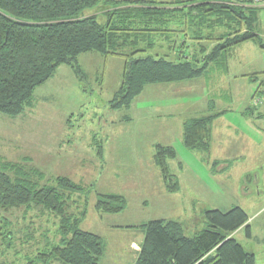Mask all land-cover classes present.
<instances>
[{"label":"trees","instance_id":"16d2710c","mask_svg":"<svg viewBox=\"0 0 264 264\" xmlns=\"http://www.w3.org/2000/svg\"><path fill=\"white\" fill-rule=\"evenodd\" d=\"M263 12L264 1L250 0H0V115L23 114L32 105L35 90L60 66H68L77 79L85 80L77 58L86 54L125 61L119 88L109 103L112 111H129L147 86L181 85L203 77L209 82L211 72L225 73L236 47L252 41L264 52V29L262 33L259 29ZM262 94L257 91L252 99L257 97V102ZM229 97L222 95L225 100ZM209 103L210 109L215 107L213 101ZM261 105L251 101L245 112ZM226 112L184 121L183 147L209 154L213 123ZM95 147L96 157L101 158L102 146ZM175 159L172 147L155 146L154 165L168 195L180 189L168 165ZM223 164L229 166L214 161L211 174ZM81 187L66 177L46 179L26 163L0 159V244L9 249L15 234L8 214L23 210L24 219L39 209L51 213L58 226L54 244L48 243L31 264H100L103 240L80 229L86 201L76 210H65L72 199L66 193L79 194ZM125 206L123 196L98 194L94 209L97 214L116 215ZM248 214L239 207L204 211V228L192 236L185 235L178 221H150L139 227L143 239L135 264H256L255 256L234 238L244 229L252 239Z\"/></svg>","mask_w":264,"mask_h":264},{"label":"rangeland","instance_id":"374dc122","mask_svg":"<svg viewBox=\"0 0 264 264\" xmlns=\"http://www.w3.org/2000/svg\"><path fill=\"white\" fill-rule=\"evenodd\" d=\"M149 1L175 3L189 0ZM99 21L103 22V19ZM247 52L238 49L234 54ZM77 64L85 80H73L71 75L75 74L74 71L68 66H60L47 82L49 86H46V90H35L32 105L16 117L19 120H9L0 115V134L6 133L10 138L9 141H1L5 146L0 145V153L14 142L13 139L18 140L12 134L20 132L19 128L32 127V122L23 125L22 122L35 117L32 121L37 122L33 129L36 132L43 131L45 106L41 100L48 91L55 93L57 96L51 104L55 106L57 122L67 119L66 139H71L72 149L64 144L59 150L58 162L39 165L47 176H64L82 186L79 194L66 193L72 199L65 204V210H76L78 206H83L80 204L82 201H86L87 213L80 229L103 240L105 250L100 264H135L142 243L139 239L143 236L139 227L150 221H178L185 235L192 236V233L204 228V211L226 212L233 207L245 209L249 213L253 236L248 239L243 229L235 235V240L245 252L255 256L256 264H264V172L258 173L260 180L257 183L250 180L244 183L248 169L241 165V158L238 159L239 163L232 164V169L218 168L217 175L210 173L214 161L235 159L244 147V143L240 144L243 140H232L222 131L221 122H217L213 125L209 154L189 151L182 145V124L188 119L228 109L230 113L225 114V117L238 126L246 118L245 107L249 102L263 104V97L257 102V97L252 98L255 92L264 90L261 86L264 78L257 75L255 86H250L252 82L249 83V80L242 81L239 78L233 85H228L229 90L226 91L223 86L218 88L217 82H213L223 78L220 77L223 73L211 72L212 80L209 82L203 77L176 85L178 88H188V96L183 88L181 92L183 90L184 94L180 95L171 91V85H158L159 88L150 86L134 100L129 111H112L109 103L119 88L125 61L118 57L86 54L77 58ZM225 94L232 97L225 100L222 98ZM210 101L214 102V108L210 109ZM128 117L131 122L127 121ZM98 141L105 148L104 165L99 163L102 162L101 158L94 157L95 153L91 149L93 143L96 145ZM157 144L172 147L176 153V159L169 163V167L178 177L180 189L165 199L160 194L163 187L152 171H157L152 162ZM243 151L241 156L245 157L246 164L253 161L256 166H264L262 156L254 158L250 148ZM110 164L112 166H108ZM143 169H152L153 176L150 174L148 179L149 175L141 172ZM242 192L248 193L243 195ZM98 194L123 196L126 200L125 209L116 215L97 214L94 204ZM31 216L23 219L20 212L6 216L15 234L8 244L9 249L0 244V264H31L40 253L47 250L45 247L48 243L51 246L54 244L58 220L51 213L39 209H35Z\"/></svg>","mask_w":264,"mask_h":264},{"label":"crops","instance_id":"0c3cea01","mask_svg":"<svg viewBox=\"0 0 264 264\" xmlns=\"http://www.w3.org/2000/svg\"><path fill=\"white\" fill-rule=\"evenodd\" d=\"M147 1H149V0H147ZM259 22H260L259 29L262 33V31L264 29V12L261 13ZM238 49H245L248 52L247 53H239V54L235 55L234 53L237 52ZM89 55H91V54H89ZM233 56H235V57H233ZM234 58H235V60H234ZM226 69L227 70L225 71V73L223 72V74L220 76L223 78H219V82H217L218 87L223 86V88L226 91H228L229 90L228 85H233L234 82L235 81L237 82L239 78H241L242 81H248L249 80V83L252 82L250 86H255L256 81H253L251 79V76L260 75L259 78H264V52L262 50H260L254 44V42H252V41L246 42V43L236 47L233 50V52L231 53V55L229 57V61H228ZM230 75L232 77L231 79H229ZM71 77L73 80H76V77L73 74L71 75ZM262 82H264V81H261V86L264 87V85H262ZM46 86H49V83L42 85L41 87L37 88V90H46L45 89ZM152 86H156L155 88H159V87H157L158 85H152ZM171 86L173 87V89H171L172 92L178 93L180 95L184 94L183 90L181 92V88H183V87L178 88L176 85H171ZM224 86H227V88H225ZM148 87H150V86H147L146 88H148ZM183 89H185V94H187L186 96H188L190 93L188 88L184 87ZM234 93H236V91H234ZM259 93L260 94L263 93L262 96L264 98V90H262V89L259 90ZM56 96L57 95L55 93L48 91L46 93V95H44V97L41 100V102L45 106L44 107L45 110L43 111L44 113L42 112L43 113V131L42 132H36L33 129L34 128L33 125L35 124V122H37L34 120L32 121V119H36L35 117H32V119H30V120L26 119L28 121L22 122V125H23L24 123L27 124V122L30 121V124L32 122V124H31L32 127H30V128H19L18 131H20V132L12 134V136H15V138L18 140L15 141V139H13V137H12L14 142L11 143L10 145L6 146L8 148L4 149L2 154L0 153V159L2 162L9 163V164L26 163V164H28V166L33 167L34 169H37L38 171H40L43 175H46V174H44L45 173L44 169L40 168V165H45L48 163L54 164L55 161L58 162L57 157L60 156L59 150H62L61 147H63L64 144H67V146H70V148L72 149L71 139H70V141H67V139H66V136H67L66 135V128L68 127L67 119L65 118L63 121L58 120V122H57L58 117L54 112L55 106L53 104H51L54 97H56ZM231 97H232V95H230L229 98H231ZM177 103H179V97L177 99ZM243 105L244 104H242V106ZM132 106H133V103H132ZM249 107L250 106L248 104L247 107H245V111ZM223 111H224V109H223ZM219 112H222V111H219ZM227 113H230V110L227 109V112L225 114H227ZM245 116H246V118L242 119L243 121H240V123L238 125L239 127L230 123L227 120L228 118L225 117V115L221 116L220 118H218L217 120L214 121L213 125H215L217 122L218 123L221 122V125L223 126L222 131L224 133H226L232 140L242 139L243 141L240 144L242 145L244 143V147L242 148V150H240L238 152L237 157L235 159L229 160L227 158H223V159H221L222 161L221 160H216V161H218L220 163L228 164L229 166H225L224 164L222 166V169L225 168L224 170H226L228 168L232 169V167H233L232 164L233 163H239L238 159L242 158L243 160L241 162V165L245 166L248 169V172L245 176L246 180L244 183L249 182V180L252 183H257L260 180L258 178V173L264 172V166H256V162H253V161H252V163L246 164L244 162L245 157H242L241 155H243L244 149L250 148L252 151L251 154L254 156V158L257 156H262V158H264V102L259 108L251 109L249 112H245ZM247 117H248V119H247ZM9 120L16 121L19 119L10 118ZM20 120H22V119H20ZM213 129H214V126H212V134H213ZM93 137H95V136H93ZM9 139L10 138H9L8 134H6V133L0 134V145L5 146L4 143H1V141H3V140L9 141ZM99 142L100 141H98L97 143H99ZM98 145L102 146V157H101L102 162H99L102 165L105 161V148L103 147L104 145H102L101 142L99 144H96V145H94V143H93L91 149H92V152L95 153L94 157L97 158L96 152H95V148H96L95 146L98 147ZM157 145H159V144H157ZM115 148H117V147H114L113 149H115ZM154 155H155V147H154L153 156ZM153 156H152V162L154 165ZM37 157L39 158V160L37 159ZM50 157H52V158H50ZM169 163H168V165H169ZM254 163H255V165L253 166ZM107 164H109V163L107 162ZM97 166H98V164H97ZM108 166H112V164H110ZM154 167H155V165H154ZM151 170L143 169L141 172L143 174L146 173V175H149L147 177L149 179L150 174L153 176L152 171H154V175L156 176V178H158V180L161 184V188H162L163 187L162 183L158 177V174H159L157 172L158 169H157V171L156 170L151 171ZM155 172L157 173V175L155 174ZM215 175H217V174H215ZM53 176H47L46 175V179L53 178ZM57 177H64V176H57ZM54 178H56V177H54ZM243 178H244V175H243L242 179ZM42 180H40V181H42V183H43L44 179H42ZM263 184H264V182H263ZM160 194L162 195L163 199H165L166 196H172V194L168 195L165 192L164 187L160 190ZM258 194H259V192H258ZM13 212L16 213L17 211H13ZM20 213H23V210H21ZM129 228L132 229L133 227H129ZM142 239H143V236H142ZM142 239L140 236L139 241L142 242Z\"/></svg>","mask_w":264,"mask_h":264},{"label":"built area","instance_id":"2783aa9c","mask_svg":"<svg viewBox=\"0 0 264 264\" xmlns=\"http://www.w3.org/2000/svg\"><path fill=\"white\" fill-rule=\"evenodd\" d=\"M250 1H252L254 3H262V1H264V0H250Z\"/></svg>","mask_w":264,"mask_h":264}]
</instances>
